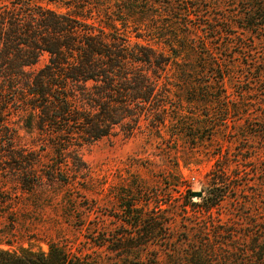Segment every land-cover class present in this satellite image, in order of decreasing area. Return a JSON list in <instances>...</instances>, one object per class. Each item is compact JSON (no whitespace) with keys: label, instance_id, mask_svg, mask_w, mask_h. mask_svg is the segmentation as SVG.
Listing matches in <instances>:
<instances>
[{"label":"trees","instance_id":"trees-1","mask_svg":"<svg viewBox=\"0 0 264 264\" xmlns=\"http://www.w3.org/2000/svg\"><path fill=\"white\" fill-rule=\"evenodd\" d=\"M60 1L65 11L51 6L58 0H0V224L5 218L9 225L0 226V264H249L253 253L252 264H264V235L258 247L240 248L216 215L230 185L227 164L210 171L200 202H193L190 187L177 207L143 186L138 198L120 193L125 228L112 236L97 225L89 231L90 244L108 250L112 263L56 242L14 248L12 217L22 193L47 181L77 185L88 170L83 146L117 130L159 136L168 124L184 126L189 113L200 118L188 106L205 103L208 94L197 87L213 80L199 79L225 77L205 37L166 33L180 25H155L136 0ZM188 15L181 26L200 29L190 28ZM45 53L47 63L30 69ZM175 85L188 87L177 95L187 105L171 108Z\"/></svg>","mask_w":264,"mask_h":264},{"label":"rangeland","instance_id":"rangeland-1","mask_svg":"<svg viewBox=\"0 0 264 264\" xmlns=\"http://www.w3.org/2000/svg\"><path fill=\"white\" fill-rule=\"evenodd\" d=\"M136 1L140 10L153 16L155 25L171 21L180 25L178 31L177 27L167 28L166 33L192 32L205 37L219 57L225 77L221 79L223 73L217 72L214 77L199 79L201 83L213 80L197 87L208 94L202 97L205 103L188 106L200 118L189 113L184 126L168 124L159 136L144 130L125 137L117 130L83 146L81 156L88 170L77 185L47 181L34 192L22 193L12 217L16 221L11 226L15 249L30 244L36 250L47 249V242H56L112 263L108 250L90 244L93 235L89 231L97 225L112 236L125 228L118 218L120 193L126 190L129 199L138 198L137 188L143 186L156 192L155 200L177 207L187 201L188 187L205 194L210 171L223 164L229 167L230 185L216 215L225 228L234 231L237 240L233 245L245 250L259 246L255 242L264 235V0ZM61 3L58 0L51 6L65 11ZM186 13L190 28L202 27L181 26ZM211 38L217 39L209 43ZM47 61L45 53L30 69L41 68ZM187 88L172 87L171 108L187 105L177 96ZM192 200L201 201L197 196ZM1 223L7 225L8 219L1 218ZM179 224L183 228L181 220ZM255 256H247L249 264Z\"/></svg>","mask_w":264,"mask_h":264},{"label":"water","instance_id":"water-1","mask_svg":"<svg viewBox=\"0 0 264 264\" xmlns=\"http://www.w3.org/2000/svg\"><path fill=\"white\" fill-rule=\"evenodd\" d=\"M203 194L202 192H194L193 196L201 197Z\"/></svg>","mask_w":264,"mask_h":264}]
</instances>
